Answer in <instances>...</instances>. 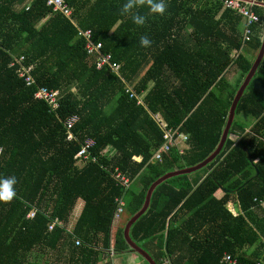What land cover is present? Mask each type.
Segmentation results:
<instances>
[{"label": "trees", "instance_id": "1", "mask_svg": "<svg viewBox=\"0 0 264 264\" xmlns=\"http://www.w3.org/2000/svg\"><path fill=\"white\" fill-rule=\"evenodd\" d=\"M242 1L260 20L248 42L243 19L224 0H164V15L146 5L122 14L127 0H64L72 21L44 0H0V179L17 181L12 201L0 202V264H111V250L133 253L124 230L147 189L216 149L257 58L264 0ZM136 14L144 25L133 22ZM75 23L93 32L118 71L97 69ZM22 57L33 68L31 85L11 66ZM41 87L60 93L56 113L36 99ZM73 116L80 121L67 141L64 122ZM171 130L187 138L184 152L172 147L152 160ZM87 140L95 147L81 162ZM108 149L112 160L103 156ZM116 168L132 180L128 190ZM118 197L125 206L115 221ZM55 220L72 232L49 231ZM130 236L157 264H224V254L264 263V59L217 157L157 186Z\"/></svg>", "mask_w": 264, "mask_h": 264}, {"label": "built area", "instance_id": "2", "mask_svg": "<svg viewBox=\"0 0 264 264\" xmlns=\"http://www.w3.org/2000/svg\"><path fill=\"white\" fill-rule=\"evenodd\" d=\"M48 7H51L54 12H58L64 15L65 18L69 20H73V10L69 8L65 3L64 0H44ZM250 1V0H249ZM224 4L227 8L236 11L238 15H240L241 19L244 21V33L243 37L245 41H249L251 35V27L256 26L260 23L258 15L252 11L251 3L244 2L242 0H224ZM78 27V25L75 23ZM78 38L85 39V51L87 54L96 59V66L97 69H103L106 67H111L114 71H118L119 65L113 62V57L109 53H105L103 51V44L101 42L94 41L93 32L91 30H83L78 27ZM11 66H17V74L19 78H23L24 81L28 85L34 83V80L31 77L32 66H28L24 64V57L22 58H15L14 61L11 63ZM130 98H136L138 105H143V99L141 96H136L131 88L127 89ZM58 91H50L48 88L41 87L37 91L35 97L36 99L45 101L51 109L52 113H56L60 109V97ZM79 117L73 116L68 118L64 122V128L67 132V141H72L75 137L73 135V131L75 130L76 126L79 124ZM164 145L159 148L152 157V160L160 161L161 155L164 152H169L172 147H179L180 153L184 152V148L186 147L185 143L187 142V138L179 135L176 131H168L164 136ZM95 147V142L93 140H87L82 147V150L76 156V159L82 161H87L91 156V150ZM115 153L108 154V152H104L103 156H105L108 160H112ZM1 157V152H0ZM137 161L136 158H134ZM140 161V160H139ZM113 176L119 181V185L124 187L125 190H128L132 186V180L122 174L118 168L115 169ZM117 204V213L115 215V221L120 219V216L124 212V199L123 197H118L116 199ZM36 211H31L28 215H26V219H31L35 216ZM56 226L67 228L69 233L72 232L71 227L66 226L63 222L59 220H55L49 224L48 230H53ZM76 246H80L82 241L80 239L75 240ZM224 264H237L236 260L231 258L230 255L224 254L221 260ZM163 264H170L168 260H164ZM256 264H264L262 262H258Z\"/></svg>", "mask_w": 264, "mask_h": 264}, {"label": "water", "instance_id": "3", "mask_svg": "<svg viewBox=\"0 0 264 264\" xmlns=\"http://www.w3.org/2000/svg\"><path fill=\"white\" fill-rule=\"evenodd\" d=\"M263 59H264V38L262 41L260 51L257 55L255 62H253V66H252L249 74L247 75V77H246L245 81L243 82V84L241 85L240 89H238L237 92L235 93L233 101L230 105V109H229L225 128L222 132L220 142L217 145L216 149L207 158H205L202 162L196 164L195 166L175 170L173 172H169V173L165 174L164 176H161L157 180H155L149 186V188L146 191L145 198H144V204H143L141 210L138 213H136L127 223L125 230H124L125 241L128 244V246L130 247V249L133 251V253L136 254L137 256H139L147 264H157V263L151 258V256L145 250H143L141 247H139L135 243V241H133V239L130 236L131 229L133 228L134 224L147 212L149 205H150L151 195L157 186H159L160 184H163L164 182H166L172 178H175L177 176L192 175L195 172H198L201 169H203L204 167H206L208 164H210L217 157V155L222 150L224 143L226 142V140L228 138V133H229L230 128L232 126V123L234 121L236 106H237L240 98L243 97V95H244L246 89L248 88V86L250 85L252 79L255 78V75H256Z\"/></svg>", "mask_w": 264, "mask_h": 264}, {"label": "clouds", "instance_id": "4", "mask_svg": "<svg viewBox=\"0 0 264 264\" xmlns=\"http://www.w3.org/2000/svg\"><path fill=\"white\" fill-rule=\"evenodd\" d=\"M147 6L152 14L164 15L167 5L164 0H127V2L122 6V14L131 12L134 8ZM145 17L139 14L133 16V22L137 25H144ZM140 44L142 47H150L151 41L147 36L140 37ZM144 104V103H143ZM105 152H108L107 150ZM113 153V152H112ZM108 152V154H112ZM15 177H9L0 179V202L8 203L12 201L15 197L14 185L16 184Z\"/></svg>", "mask_w": 264, "mask_h": 264}, {"label": "crops", "instance_id": "5", "mask_svg": "<svg viewBox=\"0 0 264 264\" xmlns=\"http://www.w3.org/2000/svg\"><path fill=\"white\" fill-rule=\"evenodd\" d=\"M110 153H112V152L110 151ZM136 159L138 161L140 160V158H136ZM230 209L232 210L231 206H230ZM138 257L134 253L124 254V255L116 257V256L113 255L112 250H111V256H110L109 260H110L111 264H144L143 261L138 259ZM105 262H107V261H105Z\"/></svg>", "mask_w": 264, "mask_h": 264}, {"label": "rangeland", "instance_id": "6", "mask_svg": "<svg viewBox=\"0 0 264 264\" xmlns=\"http://www.w3.org/2000/svg\"><path fill=\"white\" fill-rule=\"evenodd\" d=\"M111 151V149H108V152H110ZM111 152H113V151H111ZM138 257V256H137ZM138 259H140L141 261H143L141 258H139L138 257ZM144 263V262H143ZM145 264V263H144Z\"/></svg>", "mask_w": 264, "mask_h": 264}]
</instances>
